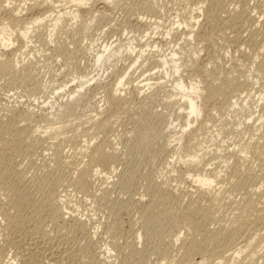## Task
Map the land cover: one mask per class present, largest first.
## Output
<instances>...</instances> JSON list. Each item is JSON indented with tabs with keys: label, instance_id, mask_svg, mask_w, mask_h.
<instances>
[{
	"label": "rangeland",
	"instance_id": "obj_1",
	"mask_svg": "<svg viewBox=\"0 0 264 264\" xmlns=\"http://www.w3.org/2000/svg\"><path fill=\"white\" fill-rule=\"evenodd\" d=\"M34 2L40 8L24 12ZM56 4L64 3L0 0V27L13 26L7 35L16 32L14 46L8 50L0 41V264L25 262L17 241L32 211H39L42 226L57 235L51 224V210L58 206L53 194L67 197L70 215L56 221L58 226L74 228L72 241L84 248L89 247L90 237L95 238L89 255L106 254L115 243L118 250L109 254L113 257L108 264H171L178 250L167 255V247L158 239L154 246H148L144 236L138 240L142 205L137 200L148 203V183L166 184L183 199L178 249L189 243L188 223H203L189 204L202 212L211 208L198 184L199 174L215 181L210 193L231 194L237 202L258 183L264 190V50L260 48L264 0H114L98 3L94 13ZM22 7L23 18H17L13 10ZM73 11L77 20L71 16ZM45 12L55 17L32 28L25 39L20 29L29 28L30 20ZM58 14L65 18L50 40ZM105 45L121 46L124 52L99 67L96 56ZM130 45L136 48L135 54L130 53ZM173 50L181 71L166 78L161 59L171 58ZM139 51L144 53L134 66ZM22 65H33L34 74L21 75ZM180 78L189 89L191 84L200 86L203 113L191 118L189 127L181 93L175 89ZM147 83L156 85L148 90ZM74 92L78 95L72 97ZM72 98L77 112L59 113L60 105ZM152 126L167 135L138 148L136 139ZM184 128L182 136L170 137L172 130L178 133ZM107 139L111 146L103 145ZM100 147L117 153L120 163L115 174L103 170L97 191L88 198L69 178ZM255 147L259 150L244 153ZM80 150L83 155L78 158ZM192 156L198 160H190ZM72 162L77 164L71 166ZM257 175L262 179L254 180ZM119 179L132 180V187H119ZM73 214L89 221L88 229L76 225ZM226 219L212 222L210 228L217 230L223 223L219 229L226 226L227 236L243 229L246 236L255 225L249 228L248 216L237 223ZM210 237L199 238L202 248L221 253L224 240L210 244ZM226 253L214 264H244ZM105 254L98 258L108 257ZM259 262L264 264V255Z\"/></svg>",
	"mask_w": 264,
	"mask_h": 264
},
{
	"label": "bare ground",
	"instance_id": "obj_2",
	"mask_svg": "<svg viewBox=\"0 0 264 264\" xmlns=\"http://www.w3.org/2000/svg\"><path fill=\"white\" fill-rule=\"evenodd\" d=\"M42 1H45L47 4L50 5H55V0H42ZM100 2L111 4L114 2V0H60V3H64L66 6H68V8H70V6L73 5L78 7L79 10H87L89 13H94L95 8L97 7L96 5ZM6 3L8 4V6L12 4L9 1ZM64 4H56V6H64ZM37 7L40 8L39 5H37L36 2H34V4H32L31 7H26L25 11H24V7H22L20 9L19 8L14 9L13 13L16 14L15 16L17 18L22 19L24 12L33 11ZM58 16L59 17L55 20L54 25L52 26V30L49 32L50 40L55 35L56 28H58L62 19L65 18L64 17L65 15L58 14ZM71 16H73L72 18H74V20L78 19L77 18L78 14H76V11H73V14H71ZM49 17H55V16L54 14L49 15L48 12H45L40 17L31 19L29 28L20 29L21 31L20 34H22L23 37L27 39V37L30 34L29 31L34 27L43 26V24H45L44 22ZM21 22H23V20L19 21V23ZM12 27L13 26L11 25L3 28L0 27V41L2 42V47L5 48L6 50H8L9 47L14 46L12 40V34H15L16 32L10 31L12 32V34L7 35V33L9 32L8 30H12ZM150 32H152V30H150ZM150 32L147 33L149 34ZM191 38L192 36H190V39ZM260 45H261L260 48L264 50V41L261 42ZM123 50L124 48L118 45H116L115 47L105 45L102 52H98L96 56V60H95L96 65L99 67H103L112 58H117L118 56L123 54L124 52ZM129 51L130 53L135 54L136 48L130 45ZM143 53L144 52L141 51L137 52L134 61H132L134 63L133 64L134 66H136L139 63V60L142 59L141 56ZM14 57L15 59L17 58L19 59L18 55H14ZM178 57H179L178 54H176V52H174L173 50L171 54V58H166V56H164L161 59L164 64L162 68L164 70V76H166V78L167 77L172 78L176 74H180L181 66L180 63L178 62ZM134 66H132L131 69ZM33 68H34L33 65L31 66L22 65V67L19 68L20 69L19 71L21 75H23L24 77L30 76L34 74ZM144 81L149 82L148 80H144ZM120 82H124V78H121ZM40 85H39V89H41ZM121 85L122 84H118V86ZM155 85L147 83L144 86L148 88V90H150L153 86L155 87ZM187 87L188 86H186L184 80L180 78V82L176 83L175 89L177 91L179 90L181 93L180 94L181 101H183L184 104V106H182V109L183 111H185L184 113L188 118L186 123L187 126L189 127L191 125L190 119L193 117L196 118L200 117L203 113V109L202 106L199 104V101L202 98L200 97L199 94L200 86L197 84L196 85L191 84L190 89ZM81 90H83V85L81 86ZM119 91L120 90H118V92ZM78 92H74V94H72V97L78 95ZM73 100L74 98H72V101H68V102L66 101L64 104H61L59 113L67 112L69 114H75L77 112V106L75 105V103H73ZM11 113L13 114V112ZM260 120H262V118H260ZM260 120H258V122H260ZM258 122H256V124ZM99 131L100 130H95V133L97 134ZM172 131L170 135L171 134L173 135H171L170 137L174 136V134H175L174 137H176V135L182 136L183 132L185 134L186 128H184L182 132H178V133ZM165 134L166 133L164 131L159 132L155 126L149 127L146 130L145 134L143 133L141 136H138V138L136 139V146L140 149H144L149 145H151L156 139H158V137L161 138ZM111 144L112 142L109 139H107L103 145L111 146ZM262 146L264 147V145ZM258 150L259 147L251 148L248 150L245 149L244 153L247 154L249 152H256ZM82 155H83V151L80 150V152L77 154V157L79 158ZM190 160H198V158H194V156H192ZM119 163H120V159L117 153L113 152L109 154L105 151V148L103 147L96 148L93 154L89 157V161L85 165H83L81 168H79L80 166H78L75 169H73V172L71 173V177L69 179H71L70 181L72 182L73 186L80 193L84 194L86 197L89 198L92 197L94 193L97 191L96 186L99 182L103 170L108 169L111 172L110 174L113 173L115 174ZM73 164L76 165L77 163L72 162V164L70 165L72 166ZM197 178H198V184H200L203 194L211 204L210 206L211 208L210 211L207 210L206 212H202L201 210H193L192 209L193 204L192 203L189 204L188 208L192 210L191 213L193 215L197 214L199 216V219H202L203 221L202 224L188 223L189 225L186 228L187 230L186 232L188 233L187 236L190 239L189 243L187 244L183 243L182 246L179 247V249L177 247V244L181 241V236H182L178 221L179 218L183 216V213L181 212L183 199H181L180 195L175 196L173 191L170 192L169 191L170 189H168V186L166 184H156L152 182L146 185L147 189L145 196H147L149 199L148 203L144 205L142 198L137 200V204L142 205L141 227H140V232L138 234V240L141 241L142 238L145 237L147 245L154 246L157 244V239H158V241H161V243L167 247L165 252V254L167 255L170 254L173 255L175 250H178V253L175 252L176 255L173 256L172 260L170 261L171 264H175V263L214 264V260L217 257H219L221 253L224 252H228L226 254H229L230 252L231 253L230 257L236 259L238 262L241 261L244 264H258L259 260L264 255V246H263L264 245V201L259 204V202L262 199H264L263 184L260 183L256 184L255 187L252 189V191H249L246 197H243L244 198L243 200L241 199L242 200L241 202H237L235 199L231 198L232 197L231 194L230 196L227 197L224 195V193L218 191L215 192V194L210 193L209 189L215 184V181L211 177L207 175L201 177V174H199ZM261 179H262L261 175H257L254 177V180L256 181ZM119 181H120L119 187L121 188L132 187L133 184L132 180L119 179ZM66 198H67L66 196L61 197L56 194L52 195L53 202L58 204L57 207L51 210V215H52L51 224H54L56 226L55 228L57 230L56 233L57 235L52 234L42 226L40 221L41 213L39 211L37 210L32 211L28 219L29 225L25 227L21 232L24 234L23 231L25 230L27 231L28 228H30L29 230L31 231L33 229L35 233L31 232L32 234H30V231L28 233L26 232L27 234H29V236L26 235V233L24 235L22 234L23 236L21 235L22 237L20 236L19 240L17 241L18 248L24 251V254H22L23 252L21 254L22 257H24L23 260L25 262H22V264L23 263L32 264L33 262L38 263V260L41 264H83L84 258L97 260L100 264H108L109 262H107V260L110 261L111 258L113 257L112 255L109 256V254H111L112 251L118 250V246L114 243L111 249L108 248L106 250V254H108V257L106 256L104 259H100L98 257L100 256L102 258V256H104L105 254V251L99 253L100 255L98 257L89 255L91 251V250L89 251V249H91L89 247L93 245L94 237L93 238L90 237L88 242L89 247L83 248L82 246L80 247L79 245L75 244L74 241H72L74 228L69 225H67L69 226L68 228L65 225L63 227L58 226L57 224L58 222L56 221V218L67 219L65 218V216L70 215L69 213L70 209L67 208L68 202ZM121 204H122L121 202H118L116 205H121ZM63 208L64 210H66V212L63 211ZM246 216H248V222H247L248 226L252 225V223L253 224L255 223L253 228L252 226H249V228L250 227L252 228L249 231L250 233L246 230L247 233H249L246 236L245 234L244 236L242 234L244 229L238 232L236 235L227 236L226 235L227 229L224 228L226 226L224 227L222 226L219 229V226H221L223 223L222 224L220 223L221 225H218V229L216 228L217 230H214L216 226L212 227L213 230L210 228V225L213 226L214 223L213 224L211 223L214 221L215 222L217 221L219 224L218 220L221 221L222 219L223 221V219L225 220L227 218L226 220L229 219L228 221L231 222L233 221L232 223H237L238 220H242ZM71 218L73 219L76 225L81 227L84 231L86 230L87 228L86 226L87 223L89 224V221L85 222L82 219H80V217H78L79 219H77L76 217H74V214L73 216H71ZM183 231L184 230H182V232ZM140 233L145 235H142ZM92 234L93 233H91V235ZM94 235H96V233H94ZM203 235L211 236L209 239L210 244H214L218 240H224V243L221 245V249H222V251H220L221 253L219 252L209 253L208 251H205L199 242V238ZM73 243L75 244V246L73 245ZM22 257H20V260ZM40 257L42 260L39 259ZM29 260H33V262L32 261L29 262Z\"/></svg>",
	"mask_w": 264,
	"mask_h": 264
}]
</instances>
